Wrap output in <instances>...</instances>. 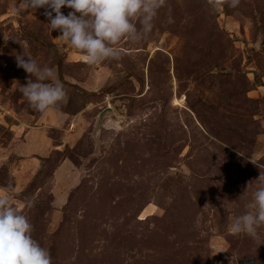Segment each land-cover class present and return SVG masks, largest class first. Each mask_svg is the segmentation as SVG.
Returning <instances> with one entry per match:
<instances>
[{
	"label": "rangeland",
	"instance_id": "374dc122",
	"mask_svg": "<svg viewBox=\"0 0 264 264\" xmlns=\"http://www.w3.org/2000/svg\"><path fill=\"white\" fill-rule=\"evenodd\" d=\"M43 13L0 0V189L52 264H264V225L230 232L264 177V0H166L95 65ZM22 49L65 102L30 106Z\"/></svg>",
	"mask_w": 264,
	"mask_h": 264
},
{
	"label": "clouds",
	"instance_id": "9594fccd",
	"mask_svg": "<svg viewBox=\"0 0 264 264\" xmlns=\"http://www.w3.org/2000/svg\"><path fill=\"white\" fill-rule=\"evenodd\" d=\"M220 3L236 8L240 0H220ZM165 4L166 0H23L24 9H44L51 32L58 30L62 42L81 52L88 65L119 59L120 50L115 45L125 37L136 42L150 35ZM62 7L72 11L65 15ZM15 60L17 67L34 77L20 87L32 108L45 112L66 101L64 86L52 67L42 66L23 49ZM257 179L260 182L253 199L246 205L252 211L233 218L230 225L233 235L255 237L258 228L264 225V177ZM26 206L31 207V202ZM32 227L28 217L11 203L10 189H0V264H52L50 252L33 238Z\"/></svg>",
	"mask_w": 264,
	"mask_h": 264
}]
</instances>
